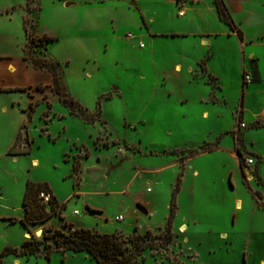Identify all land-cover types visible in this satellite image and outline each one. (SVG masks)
<instances>
[{
	"label": "rangeland",
	"instance_id": "obj_1",
	"mask_svg": "<svg viewBox=\"0 0 264 264\" xmlns=\"http://www.w3.org/2000/svg\"><path fill=\"white\" fill-rule=\"evenodd\" d=\"M62 1L0 0V153L13 140L18 155L1 159L0 204L17 215L22 182L46 183L64 208L45 227L115 233L125 264L264 261V0H226L244 47L213 0H192L198 11L184 16L174 0ZM203 31L219 34L200 47L192 33ZM173 32L191 34L160 35ZM52 63L61 94L33 67ZM29 230L23 247L27 229L0 220V253H19L0 264H97L57 249L43 225Z\"/></svg>",
	"mask_w": 264,
	"mask_h": 264
},
{
	"label": "trees",
	"instance_id": "obj_2",
	"mask_svg": "<svg viewBox=\"0 0 264 264\" xmlns=\"http://www.w3.org/2000/svg\"><path fill=\"white\" fill-rule=\"evenodd\" d=\"M213 4L216 8L219 19L227 24L231 30L237 31L240 35L241 32L236 28L223 0H213ZM53 40L55 39L51 37L46 38V42ZM33 67L51 71L53 89L59 94L63 92V87L58 78L57 63H52L49 66L44 64L33 65ZM20 137L21 134L19 132L17 141ZM11 150L12 149H10L8 153H12ZM192 152H195V150ZM74 169H76V167ZM40 192L48 193L50 195L48 202H43L39 197ZM172 202H174V198L172 199ZM22 207L24 215L19 221L27 229V233L31 234L30 238H28V240L26 238L22 243V246L25 247L31 243L34 238V235L29 230L30 226L42 224L52 215H58L64 208V205L59 204L56 197L53 195L52 190L46 183L27 181L22 199ZM43 232V238H54L55 247L62 252L86 251L97 264H125L124 259L126 256L124 255V241L115 233H97L84 227H75L66 232L60 229H53L51 226L47 228L43 226ZM40 243L29 247L28 253L34 254L40 249L39 247L42 244L44 256L49 258L51 245L48 243ZM10 252H14L17 256L19 255L16 248L9 249L7 246L5 250L0 253V262L2 256Z\"/></svg>",
	"mask_w": 264,
	"mask_h": 264
},
{
	"label": "crops",
	"instance_id": "obj_3",
	"mask_svg": "<svg viewBox=\"0 0 264 264\" xmlns=\"http://www.w3.org/2000/svg\"><path fill=\"white\" fill-rule=\"evenodd\" d=\"M170 1H172V0H170ZM63 2V5L65 6V4L68 2V1H66V0H64V1H62ZM223 2H224V4H225V6H226V8H227V10H228V12H229V14L231 15V12L229 11V9H228V6H227V1L226 0H223ZM212 4H213V1H212ZM191 5H192V0H186V4H185V9L186 10H189V11H191V12H195V11H198L197 9H194V8H192L191 7ZM66 7V6H65ZM212 7H214V10L216 11V8H215V6H214V4L212 5ZM185 15V14H184ZM183 15V16H184ZM216 15H217V18L219 19V17H218V14H217V11H216ZM196 16V15H195ZM231 18H232V20H233V22H234V24H235V26H236V28L237 29H239L240 30V35H239V33L237 32V31H233V30H230L233 34H236L237 35V37H238V39H239V41H240V45L241 46H246L247 45V42H246V40H248V37H247V35L245 34V32H244V30L242 29V27L240 26V24H238V22H236V20L233 18V16L231 15ZM146 20V19H145ZM219 21L220 22H222L220 19H219ZM222 23H224V22H222ZM225 24V23H224ZM263 24H264V18H263ZM237 25H239V27L237 26ZM190 34L191 33H178V32H173V33H161L160 35L162 36H184V37H187V39H188V37L190 36ZM203 34H205V36L208 38V43H206V44H203L202 45V42H204L205 40H204V37H203ZM217 35V34H219V33H214V32H208V31H203V32H196V33H192V35L193 36H199L200 37V39H198V41H196V42H193V43H196V45L197 46H200V47H205L206 45L207 46H209V45H211V36L212 35ZM243 37H245L244 39H243ZM245 40V41H244ZM257 48H259V47H257ZM264 49V48H263ZM251 51V50H250ZM251 52H253V51H251ZM250 54V53H249ZM253 54H257L256 52H254ZM258 55V54H257ZM209 58V57H208ZM202 59H204V58H202ZM252 60V58L250 59V61ZM207 61V60H206ZM199 64V63H198ZM178 67H179V70H178ZM173 69L175 70V71H180L181 70V65H180V63H175L174 64V66H173ZM257 69L259 70V75H260V78H261V80H262V76L264 77V65H261V64H258V66H257ZM194 70V68L193 69H191V68H188V72H190V71H193ZM245 70H247V69H245ZM218 78V77H217ZM219 79V78H218ZM251 79H252V76H251ZM260 80V81H261ZM260 81H258V82H254L253 84L254 85H258L259 83H260ZM241 83V82H240ZM249 84H251V82H249ZM260 84H262V83H260ZM252 86V85H251ZM242 87V101H241V103H240V106L241 107H243V97H244V94H246V92L244 91V88L246 87V89H248L249 88V86H241ZM184 101V100H183ZM182 101V102H183ZM1 107H3V110L6 112L7 111V109H8V105H3V106H1ZM241 110L243 111H241V114H240V117L241 118H244V120H245V122H247V118H246V112H245V110H244V107L243 108H241ZM264 110V107L262 108V110L256 115L257 117L258 116H260L261 115V112ZM202 117L203 118H207L208 117V113H207V111H204L203 113H202ZM253 121H251L250 123H252ZM250 128H255V127H250ZM247 133H248V131L246 132V135H247ZM12 145H13V140L12 141H10V143H9V145H8V147H6L5 149H3L4 151L3 152H5V153H2V151H1V156H2V154H4V156H0V162H1V159H3L4 158V163L6 164V166L8 165V160H6L7 159V157L9 156L6 152H7V150H9V149H12L11 147H12ZM8 148V149H7ZM6 150V151H5ZM12 157H15V159L17 160V157H18V155H16L15 153H12V155H11ZM6 157V158H5ZM255 161V160H254ZM34 162H37L35 159H32V162H31V164H33L34 165ZM254 163V162H253ZM253 163H252V165H253ZM255 164V163H254ZM263 164H261L257 169H258V172H259V174L263 171V166H262ZM7 168V167H6ZM195 173V172H194ZM24 183V181L22 182V187H21V189H22V197H23V194H24V191H25V187H26V183H27V181H26V183L25 184H23ZM262 184V183H261ZM2 190V188H0V198L3 196V191H1ZM257 191H264V188L263 187H260L259 186V188H257ZM176 196H177V194H175V196H174V202H176ZM240 201V202H239ZM2 202V201H1ZM240 203H241V200L239 199L238 200V202H237V205H236V207L238 208V204H239V207H240ZM0 210H7V211H10V212H5V211H1L0 212V220H3V221H6L7 223H16V222H20L19 220L23 217V215H24V210H23V207H22V204H21V207H20V210H18V212H17V215H14V214H12V212H11V210H14L15 209V207H13V206H11V205H9V206H7V205H4V203H1L0 204ZM18 208V207H17ZM75 211V210H74ZM79 214V213H78ZM14 220V221H13ZM41 225H43V226H45V225H48V222H44V223H42ZM75 227H82V225L81 224H78V225H74ZM26 233H27V231H23L22 232V237H25V235H26ZM223 235H224V233H222ZM26 238V237H25ZM260 264H264V261L263 260H260Z\"/></svg>",
	"mask_w": 264,
	"mask_h": 264
},
{
	"label": "built area",
	"instance_id": "obj_4",
	"mask_svg": "<svg viewBox=\"0 0 264 264\" xmlns=\"http://www.w3.org/2000/svg\"><path fill=\"white\" fill-rule=\"evenodd\" d=\"M180 7L179 11H178V16H183L184 15V7H185V4H186V0H174ZM245 81L247 83L251 82V76L250 75H245L244 77ZM261 118L264 120V110L261 112ZM240 125L242 127H244V123L240 122ZM246 161L248 162V164H252L253 163V159L252 158H249V159H246ZM39 197L43 200V202H48L49 198H50V195L48 193H44V192H40L39 193ZM79 212L77 210H75L73 212L74 215L78 214ZM118 220H121L122 219V216H118L116 217Z\"/></svg>",
	"mask_w": 264,
	"mask_h": 264
},
{
	"label": "bare ground",
	"instance_id": "obj_5",
	"mask_svg": "<svg viewBox=\"0 0 264 264\" xmlns=\"http://www.w3.org/2000/svg\"><path fill=\"white\" fill-rule=\"evenodd\" d=\"M178 70H179V67H178ZM238 207H239V204H238ZM36 235H37L38 237H40V236L42 235V231L38 230V231L36 232ZM25 237H26V238H30V234H29V233H26Z\"/></svg>",
	"mask_w": 264,
	"mask_h": 264
},
{
	"label": "water",
	"instance_id": "obj_6",
	"mask_svg": "<svg viewBox=\"0 0 264 264\" xmlns=\"http://www.w3.org/2000/svg\"><path fill=\"white\" fill-rule=\"evenodd\" d=\"M72 4H74V3H73V2H67V3L65 4V6L68 7V6L72 5Z\"/></svg>",
	"mask_w": 264,
	"mask_h": 264
}]
</instances>
